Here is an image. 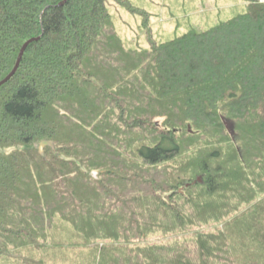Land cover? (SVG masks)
<instances>
[{
    "label": "trees",
    "instance_id": "trees-1",
    "mask_svg": "<svg viewBox=\"0 0 264 264\" xmlns=\"http://www.w3.org/2000/svg\"><path fill=\"white\" fill-rule=\"evenodd\" d=\"M116 1L148 46L108 0H0V83L39 38L0 87V264H264V3L158 42Z\"/></svg>",
    "mask_w": 264,
    "mask_h": 264
},
{
    "label": "rangeland",
    "instance_id": "rangeland-1",
    "mask_svg": "<svg viewBox=\"0 0 264 264\" xmlns=\"http://www.w3.org/2000/svg\"><path fill=\"white\" fill-rule=\"evenodd\" d=\"M135 8L150 14V25L154 32V37L158 42H164L186 33L191 28L206 30L216 25L217 22L230 19L234 14L242 12V8L247 5L246 0H126ZM264 1V0H263ZM263 3V2H261ZM108 6L115 19L117 29L123 36L128 46H133L137 42L140 34V45L148 46L145 39L143 18L133 14L126 7L116 0H108ZM144 32V33H142ZM230 123V122H229ZM94 177H97L96 173ZM201 180V178L199 179ZM216 227L206 229L207 233H214ZM171 237L169 240H174ZM161 240L153 238L144 241L140 245L160 244ZM234 252L233 259L235 260ZM229 257H225L227 261Z\"/></svg>",
    "mask_w": 264,
    "mask_h": 264
},
{
    "label": "water",
    "instance_id": "water-1",
    "mask_svg": "<svg viewBox=\"0 0 264 264\" xmlns=\"http://www.w3.org/2000/svg\"><path fill=\"white\" fill-rule=\"evenodd\" d=\"M62 5H63V4H61V6H62ZM38 40H39V38L32 39V40L28 41V42L23 46V48H22V50H21V52H20V55H19V58H18V61H17V64H16L14 70L12 71V73H11V74H10V75H9L4 81H2V82L0 83V87L3 86V85H5L6 83H8V82L12 79V77H14V75L17 73V71H18V69H19V67H20V65H21V62H22L23 57H24V55H25V53H26V50L28 49V47H29L32 43H34L35 41H38ZM225 124H226L227 129H228L229 132L231 133V135L234 136V134H235L234 126H233L231 123H229V122H225ZM47 145H48V143L43 142V143L41 144V146H40V151L43 152V151H44V148H45Z\"/></svg>",
    "mask_w": 264,
    "mask_h": 264
},
{
    "label": "built area",
    "instance_id": "built-area-1",
    "mask_svg": "<svg viewBox=\"0 0 264 264\" xmlns=\"http://www.w3.org/2000/svg\"><path fill=\"white\" fill-rule=\"evenodd\" d=\"M260 2H263V3H264V1H263V0H260Z\"/></svg>",
    "mask_w": 264,
    "mask_h": 264
}]
</instances>
